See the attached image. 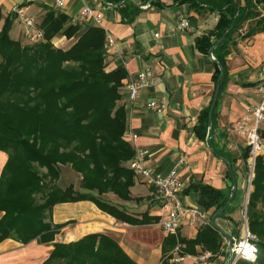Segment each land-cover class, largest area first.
I'll return each instance as SVG.
<instances>
[{"label":"crops","instance_id":"crops-1","mask_svg":"<svg viewBox=\"0 0 264 264\" xmlns=\"http://www.w3.org/2000/svg\"><path fill=\"white\" fill-rule=\"evenodd\" d=\"M200 1L201 4L198 0H120L118 3L111 0H65L64 6L57 8L55 0H0L2 19L13 17L9 37L22 45L26 43L24 28L17 19L15 8L26 7L27 15L34 18L38 28L48 12L65 15L71 25H75L71 19L84 7L101 14L100 27L114 41V46L106 49V68L111 71L122 65L126 72L124 87L120 91L126 111L125 141L133 151L146 152L144 165L155 175L163 178L175 170L183 183L181 199L184 206L198 208L197 189L193 186L211 187L224 196L232 190L229 166L215 156L210 145L199 140L195 132L199 114L209 108L218 84L213 80L215 65L208 54L196 47V39L215 28L218 14L203 3L206 0ZM232 2L244 8L247 0ZM252 2L258 16L244 22L229 43L221 50L214 49L212 54L214 59L221 56L225 62V83L213 110L212 146L234 160L231 167L237 184L235 198L227 213L229 219L216 218L215 224L229 236L235 232L238 239L242 232L237 230L240 225L244 228L243 210L246 211L252 186H248L247 180L249 162L245 166L241 160L247 147L246 139L234 132L233 125L257 102L255 88L264 70V31L248 35L256 21L264 17V0ZM178 16L187 18L189 30L180 32L176 29ZM78 25L80 30L73 38L56 36L51 44L55 48L67 49L88 27L97 26L91 20ZM144 69L150 70L152 83L129 102L125 86L127 79ZM152 99H164L166 108L162 114L147 109L146 104ZM262 139L264 142V136ZM131 160L123 164L127 169H130ZM6 161V153L0 151V175ZM62 168L73 172L70 167ZM77 179L79 183L80 177ZM129 191L131 199L128 201L112 193L104 194L101 199L123 211L131 221L141 220L144 215L145 224L121 222L89 201L58 204L52 208L50 216L52 225L62 226L54 241L46 244L34 239L24 244L4 239L0 241V264H43L53 244L75 243L91 234L112 239L135 264H202L194 258L204 253L210 255L206 264H224L228 258L227 240L219 231L222 242L217 254L204 250L199 244L183 252L185 246H172L168 237L171 235L163 232V217L155 189L144 179L134 176ZM199 210L203 224L199 227L183 224L172 235L173 241L194 240L204 225H210L212 210ZM2 214L0 212V217Z\"/></svg>","mask_w":264,"mask_h":264},{"label":"trees","instance_id":"trees-1","mask_svg":"<svg viewBox=\"0 0 264 264\" xmlns=\"http://www.w3.org/2000/svg\"><path fill=\"white\" fill-rule=\"evenodd\" d=\"M198 3L202 2L198 0ZM203 3L218 14L215 28L196 39L197 49L204 54L225 35L215 51L223 49L244 22L258 16L252 0H247L244 8L232 0ZM12 23L13 17L8 16L0 29V151L7 155L0 175V212L3 213L0 241L13 239L25 244L37 239L40 243H52L62 228L51 224L52 208L79 201L92 202L121 222L145 224L144 215L141 220L131 221L123 211L101 199L104 194L112 193L121 200H130L129 189L134 182L133 172L123 165L134 155L124 139L126 111L123 104H116L126 72L122 65L105 71L103 29L90 26L69 48L59 49L51 44L54 37L71 39L80 30L65 15L48 12L39 26L44 42L34 45L12 40L9 37ZM258 31H264V17L256 21L248 35ZM215 59L222 68L220 71L214 64L213 80L220 92L225 83V62L221 56ZM208 110L199 114L196 136L232 166L234 160L212 146L213 126L208 129ZM249 151L247 146L241 154L245 166ZM61 167H70L79 175V191L71 184L64 189L56 185ZM251 186L245 220L249 233L256 239L257 258L255 263L237 260L234 264H264V158L261 155L254 159ZM193 188L201 189L208 199L199 208L212 210L211 217L223 209L217 218H227L236 195L230 198L231 189L224 196L211 187ZM168 237L172 246L184 245L183 252L199 244L217 254L222 242L218 230L209 224L200 229L194 240L173 241L172 235ZM43 264L135 263L109 237L91 234L75 243L53 244Z\"/></svg>","mask_w":264,"mask_h":264},{"label":"built area","instance_id":"built-area-1","mask_svg":"<svg viewBox=\"0 0 264 264\" xmlns=\"http://www.w3.org/2000/svg\"><path fill=\"white\" fill-rule=\"evenodd\" d=\"M65 0H55V6L62 8ZM17 19L24 28L25 39L30 43L44 42L43 32L37 27L34 18L27 15L26 7H18L14 9ZM91 20L98 27L102 16L95 13L91 8L84 7L81 9L78 16L71 19V23L78 25ZM101 28V27H100ZM176 29L184 32L190 29V24L187 18L178 16ZM157 37V35H155ZM114 46V41L109 34L104 36L105 49ZM152 83L151 72L149 69H144L135 77L127 79L126 91L129 102L134 101L139 93ZM257 95V102L250 108L248 113L243 116L238 122L233 125V130L238 135L244 137L247 141L249 151V179L248 186H251L253 178L254 159L256 156L264 152V142L261 137V132L264 131V70L260 81L255 88ZM148 110L162 114L166 108L164 99H152L147 102ZM134 137L131 136V139ZM130 141V140H129ZM146 152L144 150H135L130 163V170L133 175L147 181L154 189L156 200L158 201L160 215L163 217L161 225L163 232L166 235H175L183 224L192 227H199L203 224L201 212L198 207L184 206L181 194L183 191V183L173 170L166 177H159L154 172L144 165V157ZM249 192V191H248ZM246 193V198L248 195ZM244 215V236L236 240L233 238V249L228 264H234L237 260L254 263L257 258V246L255 244V237L248 231L247 224H245V209ZM210 257L208 253H204L199 257L194 258V261H199L206 264Z\"/></svg>","mask_w":264,"mask_h":264},{"label":"water","instance_id":"water-1","mask_svg":"<svg viewBox=\"0 0 264 264\" xmlns=\"http://www.w3.org/2000/svg\"><path fill=\"white\" fill-rule=\"evenodd\" d=\"M231 30V28H229L225 34H227L229 31ZM225 39V35L223 37H221V39H219L215 45L209 50L208 52V56H209V59L210 61L217 65L218 69L220 71H222V68L221 66L219 65V63L216 61V59L213 58V51L214 49H216L222 42L223 40ZM218 94H219V85L217 84V86L215 87V90H214V94H213V97H212V100H211V103H210V106H209V111H208V117H207V126H208V129L211 128L212 126V113H213V110L215 108V105H216V102H217V99H218ZM212 136H210L211 138ZM209 149L211 150V152L216 156V154L212 151V148L209 146ZM221 159L222 161H224L228 166H229V170H230V175H231V179H232V192L230 194V198L233 197V195L235 194V191H236V188H237V184H236V180H235V177H234V173L232 171V167L230 165V161L227 160V159H224V158H219ZM208 199L207 197L202 193L201 189H197V192H196V204L201 206L204 202H207ZM230 201L228 200L227 204H229ZM223 211V209L221 210H218L217 213L213 214L212 217L210 218L209 220V223L211 225V227H213L214 229L218 230L224 237L225 239L227 240V251H228V258L225 260L224 264H228L229 263V260H230V257H231V252H232V249H233V237L232 236H229L227 235L226 233H224L222 230H220L216 224H215V219L217 218V216ZM246 224V223H245Z\"/></svg>","mask_w":264,"mask_h":264},{"label":"rangeland","instance_id":"rangeland-1","mask_svg":"<svg viewBox=\"0 0 264 264\" xmlns=\"http://www.w3.org/2000/svg\"><path fill=\"white\" fill-rule=\"evenodd\" d=\"M3 23H4V18L2 19V21H1V23H0V29L2 28V26H3ZM28 41L26 40V43L24 42V44L25 45H34V44H36V43H30V42H28ZM39 43H41V42H39ZM38 44V43H37ZM53 46V45H52ZM54 47V46H53ZM105 48V47H104ZM106 50V49H105ZM107 54V53H106ZM105 60H106V57H105ZM105 60H104V64H105V71L106 72H109L110 70H108L107 68H106V63H105ZM112 71V70H111ZM124 80V79H123ZM123 80L121 81V87H120V89H119V93H120V91H122L123 90V87H124V83H123ZM118 106H120V104L122 105V103H121V95H120V99L117 101V103H116ZM263 136H264V131H262L261 132V137L263 138ZM245 146H247V141L245 140ZM261 156H263V158H264V152L261 154ZM60 170H61V174H60V178H59V180L56 182V185L59 187V188H61V189H64L65 187H67L68 185H72V186H74V189L75 190H78L79 191V183H78V179H77V177H79L78 175H76L75 173H71V171L69 170V168H60ZM68 174H70V176L68 175ZM249 179V172H248V175H247V180ZM239 211L241 212V216H242V207L240 206V209H239ZM244 211V210H243ZM238 223H239V225L241 224V218H240V216H239V219H238ZM236 226V225H235ZM218 227V226H217ZM219 228V227H218ZM220 230H222L223 232H224V230L223 229H221V228H219ZM235 230H237V229H235ZM237 231H241L242 232V236L241 237H243L244 236V228L242 229V225H240V227H239V230H237ZM225 233V232H224ZM235 239L236 240H238V238H236L235 237ZM240 239V238H239ZM255 263V262H254Z\"/></svg>","mask_w":264,"mask_h":264}]
</instances>
